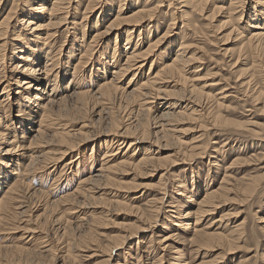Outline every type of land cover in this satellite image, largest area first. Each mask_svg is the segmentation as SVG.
<instances>
[{
  "label": "bare ground",
  "instance_id": "bare-ground-1",
  "mask_svg": "<svg viewBox=\"0 0 264 264\" xmlns=\"http://www.w3.org/2000/svg\"><path fill=\"white\" fill-rule=\"evenodd\" d=\"M5 5L7 6L4 7ZM4 8L7 10L5 14H3ZM96 11H101L99 16L87 23L86 20L94 16ZM1 12L0 237L7 238L22 230H25L22 234L36 233L39 225H48L51 222H54L53 226L55 222H62L61 225L64 227L68 225L75 227L79 237L81 234L86 236L84 233L90 232L92 225L101 222L100 220L95 222L99 214L96 217L94 213L98 207H103L101 204L103 201L106 202L105 196L111 197L109 199L111 210L112 206L118 207L125 204L119 198L125 200L133 191L128 186L124 187L126 185L123 184V180L127 175L141 176L140 172L159 171L162 168L161 164H165L162 157L164 152L175 148V152L182 156L188 154L193 149L184 151L183 146L187 145L188 140L194 141L193 145L199 144L205 131L214 130V128L218 130L233 124L232 126L238 128V131H242L241 135L264 140V128L256 130L254 129L256 125L251 121L240 123V121L233 122L234 120L225 118L224 113L232 109L225 102L228 97L227 88L219 90L218 99L211 93V89L219 85V80L216 82L213 79L217 72H211L203 67L202 53L206 54L207 50H204L206 53L202 51V45L197 42L201 40L199 37L206 36L207 28L205 30L204 28L209 25L212 34L221 35L219 39L223 40V44L225 40V42H232V45H237L236 50L225 49L222 55L227 56L235 52L234 62L231 59L233 63H229L230 69L236 64L246 65L248 59L250 60L248 62L250 66L246 65L248 67L246 70L239 71L238 77L235 75L236 81L244 88V93L249 94L254 104L260 103L262 107L259 109H264V89H262L264 87H261L264 86V0H0ZM200 18L206 22V25H203L204 28L201 27L202 25H196L200 24L198 23ZM102 21H106V25L102 30L97 29ZM213 22L215 23L212 24ZM60 32L70 38L63 53L62 45L59 48L56 47V37ZM86 32L89 35H86ZM112 34H114L113 40L107 42ZM97 40L100 49L95 51ZM209 44L212 45V43ZM220 61L215 64L220 65ZM94 78L95 80L92 81ZM65 103L72 105L76 112L78 108H84V105L88 107L91 105L89 111L95 113L98 121L105 124L103 125L105 130L102 129L104 132H100V126H102L100 124L98 127L100 133H97L101 141L104 138L103 143L97 146L93 143L89 150L85 149L89 151L88 154L83 148H86V143L92 138H89L85 131L88 129L84 120L87 117H85L87 110L80 112V115L84 114L85 117L81 116L84 121H80L81 119L77 118L80 115H76L78 112L72 115L74 112L71 110L72 107L68 109L72 112L68 111L66 115L64 111L66 108H62ZM121 110L123 112H120ZM78 121L82 124L81 126L78 124L80 127L74 129L73 125ZM94 123L97 124V122ZM96 126L98 124L92 128ZM251 126L254 127L249 128ZM191 133L193 134L189 138L182 136ZM192 144L187 146L191 147ZM115 145L117 147L113 150ZM138 145L145 146L142 147L141 152L136 149ZM193 145L191 148L196 147ZM139 153L140 155L136 156ZM201 153L199 151L196 155L199 156ZM75 156L79 157L78 160L74 159ZM167 157L170 155L167 154ZM170 158L164 161H169ZM85 159H88L90 166L87 171H84ZM63 161L75 162L76 170L71 171L73 178L66 177L67 187L70 186L69 192L61 196L57 193L53 195L57 198L51 199V195L45 196L46 192L44 188L42 189L40 183L42 174L49 170L56 171V176L52 179L54 180L59 174L61 175L58 171L64 165ZM213 166L215 167L216 164L213 163ZM162 176L160 175L159 178L161 179ZM132 185H135L134 182ZM191 186L194 189L192 192L185 193L183 203L190 208L193 205L190 203L193 202L196 204L195 211L182 210L183 206L179 203L176 207L173 204L171 207L168 206L173 210L166 213H170L168 215L170 218L179 219L175 226L183 229L184 233L192 229L194 235L191 232L193 236L191 242L199 243L201 240L197 238L202 236L219 238L222 234L202 233L201 228L198 233L187 222L192 217L193 222L198 225L203 217L212 215L226 205L228 194L226 199L224 192L228 188L224 187L223 191L219 188L220 185L218 187L220 190L218 188L210 190L206 187L203 189L199 187V178L196 175L191 178ZM235 186L237 189V185ZM201 190H204L201 198L195 200ZM42 196L46 197L42 213L32 217L31 203L40 202L38 199ZM151 200L154 202L153 198ZM158 201L160 202L159 199ZM78 210L88 211L78 214ZM109 210L106 211L107 216L112 215L115 209ZM228 217L229 215L221 216L215 222L224 224ZM243 222L246 221H242L232 229V233L237 235L236 240L244 238V232L240 230ZM30 223L34 225L28 226ZM21 225L24 226L21 227ZM149 225L152 224L146 226L149 227ZM132 226L135 227L133 224ZM64 227L61 237L67 234ZM97 228L94 227L95 230ZM261 229L264 228L261 227ZM91 236L86 237L91 238ZM171 236L172 234L166 236L162 242L171 239ZM124 237H122L123 241L120 240L122 243L131 235ZM74 238L71 240L75 241ZM88 240L90 239H87L85 243L89 242ZM114 240L117 239L112 241ZM91 241L93 240H90V244H92ZM120 241H115L114 244L112 242L113 245H106L107 247L104 245L106 247H104V254L107 257L105 261L111 260L113 252L117 251L122 244ZM187 242L190 243V240ZM68 244L72 251L68 253L65 251L57 258H53L54 264H72V259L82 251L79 242ZM194 245L199 246V244ZM221 245L230 248L232 241L228 240ZM89 246L88 249H90ZM166 247L169 248V246ZM33 249L3 245L0 247V264H32L33 262L48 264L47 262L51 259L48 257L51 248L43 251L36 250L39 249L38 247ZM96 250L97 248L94 252ZM102 251L101 254H103ZM43 256L49 260L44 259ZM161 259L156 260V264H161ZM240 261L242 263L244 260ZM204 262L206 261H203V264ZM116 264L123 263L119 261Z\"/></svg>",
  "mask_w": 264,
  "mask_h": 264
},
{
  "label": "rangeland",
  "instance_id": "rangeland-1",
  "mask_svg": "<svg viewBox=\"0 0 264 264\" xmlns=\"http://www.w3.org/2000/svg\"><path fill=\"white\" fill-rule=\"evenodd\" d=\"M6 6L7 5H5L4 7H6ZM5 12H7V10L4 8L3 14H5ZM100 13H101V11H99V12L96 11L94 16L92 15L89 19L86 20V22L88 23V21H90L91 19L94 20L96 17L99 16ZM1 14H2V12L0 13V15ZM166 18L168 19V17H166ZM105 22L106 21H102V24H100V26H98L97 29L102 30L103 26L106 25ZM198 23H200V24H196V25H199V26L202 25L201 27H203V25H206V22L201 18H200V20H198ZM214 23L215 22H213L212 24H214ZM209 27L210 26L208 25L207 27H205V28L203 27V28H204V30L207 28L206 29L207 31L205 30V33H206V36L208 35L210 38L208 36L206 37L204 35L205 38H204V36H201V37H199L201 40L200 41L198 40L197 42L202 45V48H201V50L203 49L202 51L207 50V53H209V54H207L204 51L207 54V56L209 55L207 57V56H204L206 54L201 52L203 54V58H202L203 62H204L203 67L207 68L208 70H211V72H214V73L217 72L216 73L217 75H215V78L217 77V79H215V78H213V79L216 80V82H218V80H219V82H218L219 85L217 87H213V89H211V93L214 96L216 95L217 96L216 98L218 99L220 97L219 95H217L219 90H221L223 88H227L226 94H228L229 98L227 97L225 102L227 105H229V108H232V109H230L227 113H224L225 118L227 117V119H231V121L234 120L233 122H235V121L239 122L240 121V123H244L246 121H251L256 125L255 126L256 128L254 126H251L249 128L254 127V129H256V130H258L257 128H264V112H262V111H264V109H262V110L259 109L260 107H262V104L259 103V105L258 104L255 105L252 98L249 97V94L244 93V88L239 86L238 85L239 83L236 81L237 77L239 76L238 72L241 70H246V68H248L247 66H250L248 64V62L250 60L248 59V61L246 62L247 66L245 64H236L235 67L233 66L230 69L231 65L229 67V63L232 64L234 62L233 60L236 57L235 56L236 54L234 52V54H228L227 56H225V55L223 56L222 55L223 50H225V49H228V50L231 49L232 50L233 48L236 50L237 45H235V44L232 45V42H229V41L225 42V40H224V44H223V42H222L223 40L221 41V39H219V37L221 35L218 36V33L212 34V32L210 30L211 27L210 28ZM160 30L161 29H159V31ZM211 34L213 36H211ZM65 35H66L65 33L60 32L59 36L57 35V37H56V47L59 48L62 45V47H63V48H61L62 53H63V50L65 48H67L68 39H70L69 36L65 37ZM86 35H89V33L86 32ZM86 35H85V37H86ZM113 38H114V34L110 35L108 38V41L107 40L106 41L111 42L113 40ZM203 39H205V40H203ZM214 39H215V41L213 42ZM60 41H61V44H60ZM97 41H95V43H96L95 44V51L100 49V48H98L99 41L98 42ZM220 41L222 42V44ZM209 43H212V45H210ZM215 43L216 44L218 43V44L216 45ZM205 44H207V45H205ZM213 44H215V45L213 46ZM234 49H233V51H234ZM218 53H220V54H218ZM209 57H210V59H209ZM216 58L218 61L216 60ZM213 59H214V61L215 60L216 61L214 62ZM220 59H221V61H223L222 62L223 64L221 63ZM231 59L233 62H231ZM219 61H220V65H216L215 63L218 64ZM225 61H226V63H225ZM241 61H244V60L241 59ZM8 63L9 62L7 61V64ZM217 66L218 67L222 66V67H221V69H219L220 67L218 68ZM147 68H148V66L146 67V69ZM263 71H264V68H263ZM145 73H146V71H145ZM235 75L236 76L238 75V76L236 77ZM221 77H222V79H224V78L225 79L222 80ZM94 80H95V78L92 79V81H94ZM259 86H261V84H259ZM261 87H264V86H261ZM262 89H264V88H262ZM69 105H70L69 103H65V104H63V107H62V108H66V109H64V111L66 112V115H68L67 112L69 111L68 110L69 108L71 109V107H72L71 110H73V111L76 110L75 108L73 109L72 105H70V106ZM64 106H66V107H64ZM83 107L84 108H82V107L80 108L82 111H80V109L78 107H76L79 109V111L77 109L78 113L76 111L72 112L71 110L69 112L70 113L72 112V115L74 116V114H76V113H77L76 115H78V114L80 115V112L83 113L87 110L86 111L87 115L85 113V117L87 116L86 118L83 116L84 114L83 115L81 114L80 116L78 115L79 117H77V118L81 119V116H83L85 118L84 119L82 117V119H84L86 121L85 123L88 125V129H85V131H87L89 138L92 137L90 140L91 143L88 142V143H86V148L83 147L84 152L86 151L88 154L89 153L88 150L91 148L93 143H94V146H97V145L103 143L104 138H102V141H101V138H100V136H98L97 133H100L102 131L104 132L105 124L98 121L95 113H93V112L91 113V111H89V110H91V105H89V107H88V105H84ZM88 108H90V109H88ZM120 112H123V110H121ZM82 119L80 121H84ZM94 120H97V121H94ZM80 121H78L76 124L73 125L74 129H78L81 126L82 123H79ZM87 122L90 124L92 123L93 125L91 124V126H90V124H88ZM94 122H97L98 126L92 128L94 125H97ZM100 124L102 126L103 125L104 126L102 127V126H100ZM122 124H124V122ZM232 125L224 126L223 128L218 129V130L216 128H214V130L213 129L210 131L208 130L210 133L208 131H205V133H204L205 135L202 138H200L199 144L196 143L193 145L192 142H194V141L188 140L186 142L187 145H189L191 143L193 146L196 145V147L191 148L192 145H190L191 147H189L187 145L183 146L184 151H189L190 149H193L192 151H190L188 154H185L184 156L175 152V148L173 150L169 149V151H166L167 153L164 152V154H162L163 155L162 157H164L163 162L165 164H163L161 161L162 168L157 172L145 171L147 174L145 172H142V173L140 172L141 176H134L133 174L127 175L124 178L125 181L123 180V184L126 185L124 187L128 186V187H130V190L131 191L133 190V191L130 193L129 197L125 198V200L120 197L121 199L119 198V200H121L122 202H125V204H121V206H118V207L112 206L113 207L112 210L109 208L111 205L110 204L111 201L109 199H111V197L105 196L106 199L105 198L104 199L106 202L103 201L104 203L102 202V204H101V205H103L104 208L102 206H100L96 209V211L94 213V216L97 217L99 214V216L103 219H101L98 216L97 217L98 220H97L96 217H94L96 219L95 222L99 221V220L101 222H96L94 224L95 226L94 225H92V227L89 226V227H91L90 229L92 230V231L90 230L91 233L90 232H88L89 234L84 233L87 237L89 235L90 236L92 235L91 236L92 239L90 237L87 238L83 234H81L79 237V235H77V233H76L77 232L75 230L76 228L74 227L75 228L74 229V228L70 227L69 225L65 226L66 230H67L66 231L67 234H65L64 237H61V233H62L63 227H64V225H61L62 222L61 223L55 222L54 226H53L54 222L53 223L51 222L50 223L51 225L50 224L39 225L40 227H38L37 223H35V226L38 227V229L36 231L37 234L36 233L22 234L25 231V230H22V232L19 231L13 235L8 236L7 238H5L4 236H1L0 237V247H3V245L4 246H6V245L11 246L12 245V246L24 247V248H27L29 250L30 249L34 250L33 247L35 249L38 247L39 249H36L38 251H43L46 248L47 249L51 248L49 251V256H48L51 259L49 262H47L48 264H54L55 259H53V258H57V256L59 254H63V252H65V251H66L65 253H68L69 251L71 252L72 249H70L69 244H68L71 242H76V243L79 242V244H81V246H82L81 247L82 251L78 252V255L72 259V264H96V263L97 264H103L104 262L106 264H116L119 261L122 262L123 264H156L157 262H155V261L158 259H161V258H162L160 260L161 264H201V262L203 264V261H206V262H204V264L205 263H207V264H237V263L238 264H264V236H263L264 235V229H261V227L264 228V223H263L264 220H262V219H264V140L261 138L260 139L261 141H260L258 138H257L258 139L257 140V139H252L251 137H246L244 135H241L240 133H242V131L241 132L238 131V128H236ZM99 126L101 129L100 132H99V128H98ZM89 128H92L93 130L89 129ZM103 128H104V130H102ZM184 128H186V126ZM194 132L195 131H193V133ZM193 133L186 134L187 137H186V135H182V136H183V138H189L190 136H192ZM208 133H209V136H208ZM252 137H255V136H252ZM201 139H202V141H201ZM116 145L113 146V150H114V148L117 147ZM197 145L198 146L202 145L203 147L200 146L202 149L200 147H198ZM142 147H143V145H138V147L136 149L141 152V150H143V148L145 146L143 148ZM198 148L201 149L202 151L199 150ZM85 149H88V150H85ZM199 151L202 153H201V155L197 156L196 153H198ZM167 154H168V156L170 155L171 158L167 157ZM189 154H191L192 156ZM74 155H76V153ZM138 155H140V153L137 154L136 156H138ZM78 158L79 157L75 156L74 159L78 160ZM169 158H170L169 161H164V160H167ZM176 158H178V159H176ZM237 160H238V162H237ZM68 161H72V160H68ZM213 163L216 164L215 167L213 166ZM62 164H64V165L61 166L59 169L60 171H58V174L61 173V175L59 174L60 176L58 175L57 178H55L54 180H52V179L56 176L55 175L56 171L51 172L52 170H49V171H47L48 173L45 172L42 174L43 179L41 178L42 182H40L42 184L41 185L42 189L44 188L43 190L46 192L45 196L48 195L47 197H49L51 195L50 196L51 199H52V197L57 198V197H54L53 195L59 193V196H61V195L65 194L70 189V186L67 187L68 181L66 180V177L71 176L73 178L71 171L76 170L74 167L75 162H73V163L69 162L68 163L67 161H63ZM84 166H85L84 171H87L88 168L90 167L89 163H88V159L84 160ZM63 167H64V169L61 170V168H63ZM163 167H164V169H163ZM72 173H74V172H72ZM143 173H144V175H143ZM146 175H148V176L146 177ZM160 175H163L161 177V179L159 178ZM195 175L198 176V178H199V185H200L199 187H201L203 189H204V187H206L207 189H210V190H216L220 185H221L219 187L220 189H223L224 187L228 188V190L225 191L227 193L224 192L226 199L228 196V199L226 200L228 203L226 202L225 203L226 205H224L220 209L216 210L212 215L203 217L198 225L195 222H193L192 217H190V220L187 222V223H190V227L193 228V230L196 229L198 233H200L199 229L201 228L202 233H215V232H217V233L222 234V236H220L219 238L218 237L217 238H206L204 236H202V237L200 236L201 238H197V239L201 240V241L198 240L199 243L198 242L195 243V241L191 242V239L193 238L192 235H194L193 232L191 231L192 229H190V231H188L187 233H184L183 229H179L177 226H175L179 222V219L170 218V216H168V215H170V213H168V214L166 213L169 210H173L172 208L170 209L168 206L171 207V205L173 204L176 207L177 204H179V203H181V205L183 206L182 210H186L189 212H191V210L195 211L194 209H196V204L191 202L190 204H193V205H191V207L189 208V207H187L188 205L186 206L185 203H183V198L185 196V193H187V191L192 192L194 189V187L191 186V178L195 177ZM138 177H140V178H138ZM222 181H225L226 184H224L225 182H222ZM131 182L132 183L134 182L135 185H132ZM227 183H228V185H227ZM73 184H75V182H73ZM130 184H131V186H130ZM136 184H138L139 187ZM235 185H237V187H238L237 189L235 188L236 187ZM239 185H240V187H239ZM132 186H134L135 188L132 189L131 188ZM232 186H234V187H232ZM159 188H161V189H159ZM136 189H137V191H136ZM230 190H232V191L230 192ZM234 190H236L237 192L235 191L234 193H232ZM240 190H242V191L240 192ZM223 191H224V189H223ZM203 192H204V190H201L197 194V196L195 197V200H199L201 198ZM162 193H164V195ZM175 193L176 194L180 193V195H176ZM226 194H228V195L226 196ZM45 196L40 197L42 199H40V198L38 199L40 202L37 201L38 202L37 203L36 201H34V203H31V205H33V206H31L32 208L30 209V212H31L30 214L32 217L35 216L36 214L42 213V209H43L42 207L44 206L45 201H46ZM162 196H163V199H162ZM151 197L153 198L154 202L151 200L152 199ZM158 199L160 200V202L158 201ZM229 200H231V201H229ZM108 202H109V204H108ZM150 204H151V207L149 206ZM154 204H155V206H154ZM106 206H107V208H106ZM123 208L125 209L124 211H123ZM154 208H156V209H154ZM35 209H36V213H35ZM120 209L122 211H120ZM153 209L155 210V212H153L154 211ZM99 210H102L103 212L99 211ZM108 210L109 211L114 210L113 211L114 213L112 215L107 216L106 211H108ZM157 210H159V211H157ZM86 211H88V210H86ZM86 211L78 210V214H83V212L85 213ZM98 211H99V213H98ZM117 211L119 213L118 215H117ZM32 214H34V215H32ZM225 215H229V217L224 222V224L215 222L218 219H220L221 216H225ZM140 216L142 218H140ZM106 217H107V219L108 218L109 219L107 220ZM193 217H195V216H193ZM46 219H47V217H46ZM105 221L107 222V224ZM242 221H246V222H243L244 224L242 225V228L240 229L241 232H244V238L241 240H236L235 237H237V235H235V233H232V231H233L232 229L234 228L235 225L240 224ZM258 222H261V223H258ZM97 223L99 225H97ZM147 223L152 224L153 226L149 225V227H147L146 226V225H148ZM101 224H103V225H101ZM132 224L135 226L134 228H133ZM139 224H140V226H139ZM194 224H195V226H194ZM33 225H34L33 223L28 224V226H30V227ZM96 225L98 228L96 227ZM128 225H130V226H128ZM22 226H24V225H21V227ZM131 226H132V228H131ZM137 226H139V227H137ZM144 226H145V228H144ZM150 226H152V227H150ZM44 227H45V229H44ZM69 227H70V229H69ZM94 227L97 229L95 230ZM207 227H208V229H207ZM140 228H142V229H140ZM250 228H251V230H250ZM70 230H71V232H69ZM135 230L137 231L136 233H135ZM80 232H82V231H80ZM93 232H94L95 237L93 236ZM130 232L132 234H130ZM191 232H192V235H191ZM52 233H54V234H52ZM56 233H58V234H56ZM71 233H72V235H71ZM101 234H102V236H101ZM171 234H172L171 239L164 240L162 242L163 238H165L166 236H170ZM123 235L124 236L131 235V237H129V239L125 240L124 243H122V241H123L122 237H124ZM21 236H23V237H21ZM173 236H175V237H173ZM72 238H74L73 240H75V241H72L71 240ZM86 238L93 240V242L91 241L92 244H90V240H88L89 242H86L89 244H86L85 243V241H87ZM113 239H117V240H114V242H113L112 241ZM124 239H125V237H124ZM188 239L190 240V243L187 242V241H189ZM120 240H122V241H120ZM220 240H222V242ZM228 240L232 241V246L230 248L227 246L221 245L222 243L225 244L226 241H228ZM95 241L98 244L95 243ZM110 241H111V243H109ZM115 241H120V243H122V244H120L121 246L119 247V249H117V251L113 252L111 260L105 261V260H107L106 259L107 257H105V254H104L105 251L104 250L107 246L113 245L115 243ZM206 241H207V243H206ZM112 242H113V244H112ZM200 242H202V243H200ZM38 244H40V245H38ZM194 244H199V246L194 245ZM57 245H58V247H57ZM93 245L96 247L94 248ZM97 245H98V247H97ZM104 245L105 246L107 245V246L105 247ZM88 246L90 249L87 248ZM166 246H169V248H167ZM241 246H243V247H241ZM66 247H67V249H66ZM68 247H69V249H68ZM91 248L93 249V251ZM96 248H97V250H96V252H94V250ZM164 248L165 249L167 248L166 249L167 251H165ZM101 250H103L102 251L103 254H101ZM196 251H198V252L196 253ZM90 253L91 254L93 253L94 255L93 254L91 255ZM43 255H47V254H43ZM51 255H52V257H50ZM260 257H261V260H260ZM43 258L46 260H49L44 256H43ZM241 259H242V261L244 260L242 263L240 261ZM101 260H102V262H101ZM32 264H34V262Z\"/></svg>",
  "mask_w": 264,
  "mask_h": 264
}]
</instances>
